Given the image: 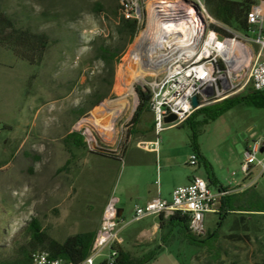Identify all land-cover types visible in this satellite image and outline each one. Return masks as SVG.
Wrapping results in <instances>:
<instances>
[{
  "label": "rangeland",
  "instance_id": "rangeland-1",
  "mask_svg": "<svg viewBox=\"0 0 264 264\" xmlns=\"http://www.w3.org/2000/svg\"><path fill=\"white\" fill-rule=\"evenodd\" d=\"M151 1L155 0H141L140 29L130 40L120 27L122 0H0L2 9L17 26L46 33L52 39L43 59L36 64L23 60L0 43L1 259L14 260L22 247L31 248L27 224L33 217L49 235L64 240L94 229L108 196L120 195L130 198L126 217L120 223L119 233L125 239L123 246L140 257L155 251L156 257L148 264H260L264 261V214L249 216L253 220L250 219V239L246 241L227 238L231 233L227 221L217 238L211 236L201 244H193L175 231L163 249L158 243L133 245L137 230L150 221L128 222L133 216L136 196L145 191L142 185L157 178L155 156L145 161V156L136 149L139 143L147 144L143 142L147 133L158 141L155 145L161 149L162 165H171L172 168H167L171 171V181L183 182L190 175L198 174L213 191L220 185L232 186L242 175L241 158L246 146L257 140L264 142V107L247 99L215 120L199 123L205 115L197 113L191 120L166 127L158 135L152 110L136 126L134 118L140 105L138 87L148 91L150 83L162 74V66L144 71L145 81L136 84L137 97L130 96L120 114L103 117L107 103L127 91L126 84L136 68L132 54L143 32L149 29V42L141 52V58L146 60L150 41L164 30V26L149 25L151 6L160 3ZM181 1L197 7L192 3L194 0ZM211 17L205 14L206 32L215 30L223 37H237L251 52L247 63L250 64L253 53L259 50L254 41L256 32H242ZM262 27L264 30V19ZM104 47L116 56L107 59L102 51ZM253 89L252 86L235 89L227 97L251 93ZM88 128H92L95 139L89 137ZM70 134L84 135L86 146L66 143L69 139L74 142L67 138ZM192 153L198 155L197 164L190 163ZM259 157L263 158L264 152ZM29 165L35 169L34 181H41L45 166L51 176L49 201L42 206V200L35 195L32 211L27 208L26 200ZM165 172L166 168L164 177ZM258 185L264 194V180L260 179ZM221 221L219 213H206L203 238L209 232L214 233ZM108 252L105 249L98 260Z\"/></svg>",
  "mask_w": 264,
  "mask_h": 264
},
{
  "label": "built area",
  "instance_id": "built-area-1",
  "mask_svg": "<svg viewBox=\"0 0 264 264\" xmlns=\"http://www.w3.org/2000/svg\"><path fill=\"white\" fill-rule=\"evenodd\" d=\"M182 3L202 16L204 29L196 33L193 42L187 41L185 46L175 48L162 74L150 83V107L154 114L157 135L166 127L185 122L197 109L218 102L225 94L224 99L249 85L256 90H264V30L262 27L264 3L255 4L248 14L250 31L256 32L254 41L259 45V50L256 54L253 53L250 64H247L238 78L232 76L234 72L231 70V62L235 54L234 43H239L237 37H223L215 30L206 32L205 14L211 19L212 15L205 0H194L192 3H195L196 8L185 2ZM122 14L127 19H137L140 22L142 20L141 0H122ZM230 41L232 45L227 52L225 50ZM249 53L251 56V52ZM239 61L237 60L236 64L244 63ZM194 97H197L199 102L197 107L193 105ZM170 114L177 115V119L165 122V117ZM263 152L264 142L258 140L249 144L245 151L241 169L247 177H251V185L256 184L260 179L264 180V157H259V154ZM190 163H198L196 153L191 154ZM257 170L259 173H256ZM226 193L224 189L218 193L213 191L203 177L194 176L189 184L173 191L171 201L157 197L144 206H137L134 211V220L150 215H170L180 210L190 215V228L193 233L205 234L206 213L218 212L219 197ZM119 230L117 201L113 200L104 210L91 253L82 264H96L98 257L105 249H109V252L103 261H113L117 255V250L113 247L116 242H121ZM32 264L66 263L61 258L51 257L47 251H37L33 253Z\"/></svg>",
  "mask_w": 264,
  "mask_h": 264
},
{
  "label": "trees",
  "instance_id": "trees-1",
  "mask_svg": "<svg viewBox=\"0 0 264 264\" xmlns=\"http://www.w3.org/2000/svg\"><path fill=\"white\" fill-rule=\"evenodd\" d=\"M205 3L210 14L220 22L242 32H249L251 30V25L248 22V14L253 6L258 4V0H205ZM120 27L128 33L130 40H132L139 32L140 22L137 19H127L122 14L120 18ZM215 28L218 31L220 30L218 27ZM51 42L52 39L46 33L34 32L29 27L25 26H17L15 20L7 15L2 9L0 3V43L4 47L12 50L23 60H26L31 64H36L43 59L44 53L51 45ZM102 51L107 59L116 56L111 49H106L104 47L102 48ZM249 87H251V85H249ZM138 92L140 105L134 118L136 126L141 122V118L144 114L151 111L150 88L146 91L144 88L138 87ZM262 97L264 98V90L256 89H253L251 93H243L227 97L219 102L197 109L186 121L191 120V118L197 113H203L205 115L199 123H207L210 120H215L244 99L250 100L257 106L264 107V99ZM152 128H154V125H152ZM137 132L138 131L135 130V133ZM67 138L74 139V142L69 139L68 141H65L66 143H72L78 147L86 146L84 135L82 134H70ZM193 140L195 149L197 150L196 131L193 133ZM221 188L226 189V187ZM257 195L262 198L263 201L261 202L257 200L254 204L249 205L253 208L250 209V211H246L248 209L237 208L242 211L238 219H235V223L231 226V233L226 235L230 240L246 241L250 239L249 231L251 229V222L249 215L264 214V196L258 192ZM225 198L226 197H222L223 209L218 212L221 217L224 216L225 211H229V214L230 212L232 213V208L226 210L224 207L223 201ZM235 203L236 201H234V204ZM242 205L244 206L245 203L239 206L237 205V207H242ZM160 221L163 229H170V233L178 231L193 244L204 243L211 236L217 238L219 230L223 226V221H221L219 223V228L214 233L209 232L208 237L203 238L204 234L197 235L192 232L190 228L191 217L188 213H183L182 211L177 210L170 215L161 214ZM243 221H246L247 224L241 226ZM27 229L32 237L31 248L26 246L22 247L20 254L14 260H3L0 258V264H32L33 253L37 251H47L51 257L61 258L66 264H82L91 253L96 236L92 231H84L70 235L64 240H59L49 235V233L43 229L40 221L36 217L30 219L27 224ZM214 241H216V239ZM160 247L163 249L166 245H160ZM113 248L117 250V255L114 257L113 261L109 262L108 260H104L97 262L96 264H148L157 254L155 251H151L143 257L135 256L130 250L125 249L120 242H116ZM260 264H264V261Z\"/></svg>",
  "mask_w": 264,
  "mask_h": 264
},
{
  "label": "crops",
  "instance_id": "crops-1",
  "mask_svg": "<svg viewBox=\"0 0 264 264\" xmlns=\"http://www.w3.org/2000/svg\"><path fill=\"white\" fill-rule=\"evenodd\" d=\"M149 133H147V135L145 136L146 139L143 141L145 143H147L146 145H136V149L140 154H143L145 156V161H149L153 159V155L155 156V173H156V180L150 184L145 183V185H142L144 187L145 191L141 192L140 194H137L136 196V204L135 207L133 209V216L130 219V221H141V220H146V219H150V221H148L147 223L143 224V226L137 230L136 232V242L133 243V245H151L153 243H158V245H168L169 240L171 239L172 235L174 236L175 231L170 233V229H163L161 226V221H160V215H150V216H146L140 220H134V211L135 208L137 206H144L146 205L149 201L157 198V197H161L164 199H167L169 201L172 200V194L173 191L180 187V186H184L190 183V181L192 180V178L194 176H200L198 174L196 175H190L189 178L186 181L183 182H176V181H171V171H169L167 168H172L171 165L168 164H164V166L162 165V163L160 162L161 157L159 158V153L161 152L160 147H158L157 144L158 141L154 140L153 138L148 136ZM248 146H246V148L243 149L242 151V158H241V164L243 162V159L245 157V151L247 149ZM160 159V160H159ZM70 161V160H69ZM46 167V166H45ZM43 167L41 170V181H34V176H35V169L33 168V165H29L27 167V170L31 169V173L29 176H27V179L29 180L26 186V197H27V208L30 209L31 211L34 210L35 208V202H34V198L36 195V198H38L39 200H42V206L46 205V203L49 201L50 199V192H51V180H50V169L49 168H45ZM166 168V172H165V177L163 174V169ZM39 171V170H36ZM242 171V169H241ZM234 175H237V172L234 173ZM251 177H247L245 175V173L242 171V175L235 179L234 182L231 184L232 186L229 185H220L218 187V190L215 192H219L222 188L221 187H226L227 193L224 194L223 196L219 197L218 203H217V207H218V212L221 211L222 208V197H226L223 201L224 207L226 208V210H229L228 208H232V213L229 211H225L224 216L222 217V221H223V225L225 222L229 221V229L231 228V226L235 223V219H238V217L241 214L242 210H238L240 209H248L246 211H250L251 206L254 204L257 200L259 201H263L262 198L258 197L257 192L259 194H261L262 196H264L263 192H261L259 190V181L254 184L251 185ZM40 182V183H39ZM138 186V185H137ZM141 186V185H139ZM138 186V187H139ZM38 191H40V198L37 197ZM130 195V194H129ZM38 199H36L38 201ZM129 199V200H128ZM131 199H133V197H131ZM113 200L117 201V207H118V214H119V222L121 223L123 221V219L126 217V213H127V208L130 205V198H124L122 196H118V195H110L108 196V198L106 199V201L103 203L101 210H100V215L98 217V221L96 223V226L94 227V229L88 230V231H92L95 234L97 233L101 221H102V217H103V213L104 210L106 208V206L112 202ZM234 201H236V203L234 204ZM238 202V203H237ZM245 203V207L242 205V207H237V205H241ZM236 208V209H235ZM238 208V209H237ZM234 209V210H233ZM217 212V213H218ZM246 213V212H245ZM256 214L253 215H249V216H254ZM250 219L253 220V218L250 217ZM247 222L243 221L242 225H246ZM120 230H121V226H120ZM166 230V231H165ZM119 238L121 240V245H124L125 243V239L124 237H122L119 233ZM104 259V258H103ZM103 259L98 260L97 262L103 261Z\"/></svg>",
  "mask_w": 264,
  "mask_h": 264
},
{
  "label": "bare ground",
  "instance_id": "bare-ground-1",
  "mask_svg": "<svg viewBox=\"0 0 264 264\" xmlns=\"http://www.w3.org/2000/svg\"><path fill=\"white\" fill-rule=\"evenodd\" d=\"M151 2L160 3H153L154 5L151 6L149 25L152 27L156 26L157 28L164 26V30L156 33L153 40L150 41L147 51L148 58L146 60L141 58V52L143 47L149 42L147 39L149 29L143 32L132 54V58H135L136 68L134 69L133 76L126 84L125 88L127 91L121 97L107 103L102 114L104 118L120 114L129 103L130 96L137 97L136 84L145 81L144 71L161 66L164 70L172 51L174 52L175 48L185 46L187 41L193 42L196 33L204 29L202 16L193 8L184 6L181 1L158 0ZM231 45L232 41H230L225 51L228 52ZM234 50L235 54L231 62V70L234 72L232 76L238 78L242 70L246 68L251 56L248 49L240 43H234ZM237 60L244 63L238 65L236 64ZM91 129L88 128L87 132L90 138L95 139L93 130Z\"/></svg>",
  "mask_w": 264,
  "mask_h": 264
},
{
  "label": "water",
  "instance_id": "water-1",
  "mask_svg": "<svg viewBox=\"0 0 264 264\" xmlns=\"http://www.w3.org/2000/svg\"><path fill=\"white\" fill-rule=\"evenodd\" d=\"M193 105H194L195 107H197V106L199 105V102H198L197 97H194V98H193ZM176 119H177V115H175V114H170V115H168V116L165 117V122H172V121H174V120H176ZM262 150H263V149H262Z\"/></svg>",
  "mask_w": 264,
  "mask_h": 264
}]
</instances>
